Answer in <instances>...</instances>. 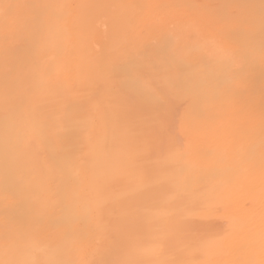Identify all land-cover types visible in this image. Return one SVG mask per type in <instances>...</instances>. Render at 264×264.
<instances>
[{"label": "bare ground", "instance_id": "1", "mask_svg": "<svg viewBox=\"0 0 264 264\" xmlns=\"http://www.w3.org/2000/svg\"><path fill=\"white\" fill-rule=\"evenodd\" d=\"M0 264H264V0H0Z\"/></svg>", "mask_w": 264, "mask_h": 264}]
</instances>
